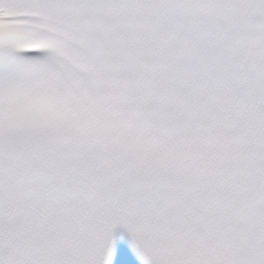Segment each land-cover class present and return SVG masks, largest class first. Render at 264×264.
Here are the masks:
<instances>
[{
  "label": "snow or ice",
  "instance_id": "1",
  "mask_svg": "<svg viewBox=\"0 0 264 264\" xmlns=\"http://www.w3.org/2000/svg\"><path fill=\"white\" fill-rule=\"evenodd\" d=\"M0 264H264V0H0Z\"/></svg>",
  "mask_w": 264,
  "mask_h": 264
}]
</instances>
